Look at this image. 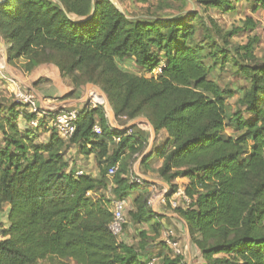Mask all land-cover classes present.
<instances>
[{"label": "trees", "instance_id": "16d2710c", "mask_svg": "<svg viewBox=\"0 0 264 264\" xmlns=\"http://www.w3.org/2000/svg\"><path fill=\"white\" fill-rule=\"evenodd\" d=\"M192 1L206 18L190 8ZM242 1L251 0H161L160 7L177 16L142 19L130 18L110 0L0 3V38L10 44V65L25 61L22 68L32 71L54 64L74 88L62 99L75 98L88 84L99 86L116 119L144 117L156 134L146 153L149 140L138 125L112 131L105 106L85 105L70 138L53 128L49 142L37 145L35 132L19 125L20 116L37 115H26L18 107L29 111L27 106L15 101L0 106L6 113L0 114V213L8 208L0 264H145L140 253L166 230L148 204L150 192L136 196L130 211L134 222L148 226L138 246L120 242L112 229L113 207L100 194L117 164L114 192L120 199L134 187L151 185L130 182L134 156H143L142 165L163 160L157 172L172 183L168 197L178 189L175 179L188 180L184 188L191 202L175 212L186 221L205 264H264V57L253 54L255 36L236 47L244 51L237 52L243 60L239 72L249 83L240 98L244 109L232 117L236 135L226 134L231 90L210 77L205 63V43L225 51L214 39L223 29L208 13L234 12ZM255 1L264 7V0ZM198 20H208L214 33L200 40ZM245 27L254 30L253 20ZM229 35H222L225 44ZM126 60L157 74L127 70L119 63ZM163 132L168 139L162 141ZM72 145H81L86 156L96 154L98 177L69 170L65 156ZM158 255L162 264L181 261Z\"/></svg>", "mask_w": 264, "mask_h": 264}, {"label": "rangeland", "instance_id": "374dc122", "mask_svg": "<svg viewBox=\"0 0 264 264\" xmlns=\"http://www.w3.org/2000/svg\"><path fill=\"white\" fill-rule=\"evenodd\" d=\"M117 6L120 8V10L124 13H126L130 18H146L149 17L151 14H160L163 16L171 17V16H177V12L174 9L171 8H161L160 7V1L161 0H114ZM174 3V2H170ZM192 10L201 11V14L206 18V14L202 12V9L200 6H196L194 2L192 1V4L190 6ZM210 14L216 22L221 26L223 29L221 37L219 35L214 36V39L218 44H221V46H224V52H220V50L212 49L208 43H205V63L208 67L211 69L210 77L218 82L226 91L231 90V94H228L227 96V114H228V120H227V127H226V134L228 135H236L238 131L236 130L235 122L233 121L232 117L233 115L238 112L239 110H243L244 107L240 104V98L242 97L244 91L248 88L249 83L246 81V79L243 77V75L239 72L240 70V64L241 61L243 62L242 58H240V53L244 54V51L242 48H236L239 46H243L249 42V40L253 39L254 36L257 38V42L255 43V47L253 48V54L259 59L263 60L264 57V7H257L256 1H242L237 9L234 12H221L217 10H210L208 13ZM248 19H252L254 23V30H249L245 27V22ZM198 26V33L199 38L201 40L202 36H206L209 33H214L215 28L212 24L206 20V24H202L201 21L198 20L197 22ZM230 33L228 36V44L224 43V40L222 38L223 34ZM232 33V34H231ZM1 39V38H0ZM241 49V50H240ZM240 52L239 54L237 52ZM213 52V53H211ZM213 54V55H212ZM22 61L17 62L16 69L23 67ZM121 66L126 68L127 70L134 71L138 74L145 75L146 77H152L156 76L157 71H148L145 69H141L139 66L134 63L132 60H126L123 62H119ZM250 63V61H248ZM14 74H17L16 71H14ZM2 81V79H1ZM89 87L87 93L89 94L88 99L86 101V105L96 106V104H102L105 106L107 115H108V121L111 119L112 123L119 125V126H127L128 124L133 123V121H129L126 117H121L119 119H116L114 111L112 109V106L110 102L107 101V96L102 91V89L99 86L88 84ZM84 91H86L84 89ZM14 101V95L9 90V82H0V106L4 107L7 104L13 103ZM19 109L23 110L26 115H31L29 111L26 109H23L21 107H18ZM1 115H5L6 113L3 111L0 113ZM245 116L250 117L251 115L248 113H245ZM39 120H45V126L50 127L51 129L54 128L53 121L50 117L44 116L39 117L37 116ZM24 119V117H22ZM32 119L28 120L29 122ZM147 119L142 117L137 120H134L138 122L139 128H142L143 126H147ZM23 121V120H22ZM25 121V120H24ZM28 125H31V122ZM2 138V137H1ZM141 156L140 157H131L129 159V173L130 179L131 175H133L135 172L138 174H143L147 176L146 174L148 171H150L152 174L149 175L150 177H154L158 175V172L154 170L153 168L155 166H158L159 163L157 160H154L153 162H150L147 165H142ZM107 165V163H105ZM119 169V164L116 165ZM144 169V171H142ZM154 172V173H153ZM115 177L116 173L114 175L109 174V170L107 172L106 178L108 180L109 186L107 190L102 191L100 194L103 196V198L108 202L109 204L111 202H116L120 199L117 197L116 193L114 192L115 188ZM148 177V176H147ZM170 184V182H168ZM172 184V183H171ZM167 187V192L171 193L172 186ZM173 184H176L173 181ZM179 187V185H177ZM182 186V185H181ZM160 187L157 186L156 189H159ZM184 188V187H183ZM150 192L149 198L152 197L154 194V190L150 191L148 188H140L134 187L131 192H128V194L133 196H139L142 194V192ZM127 194V195H128ZM127 201V209L129 208L131 201L127 198H123ZM168 209L171 211H175L174 208L167 206ZM186 208L187 206H183ZM182 208V206H181ZM0 213V238L2 237V230L6 228V210ZM126 209V211H127ZM177 209V208H176ZM128 213V212H127ZM163 240V242H162ZM162 255L165 257L167 256L171 260H177L180 259L181 261L177 264H187L185 257L183 253L181 255H177L172 248L169 247L165 243V240L162 239ZM160 242V240H159ZM161 245V244H160ZM159 256V255H158ZM157 256V257H158ZM160 257V258H159ZM159 260H161L162 256H159ZM180 257V258H179ZM163 261V258H162ZM70 264H77L75 261L70 260Z\"/></svg>", "mask_w": 264, "mask_h": 264}, {"label": "crops", "instance_id": "0c3cea01", "mask_svg": "<svg viewBox=\"0 0 264 264\" xmlns=\"http://www.w3.org/2000/svg\"><path fill=\"white\" fill-rule=\"evenodd\" d=\"M5 45L6 48L10 47V44L6 43ZM21 63H25V61H22ZM16 68L17 67H15L14 65H10L8 63V66L6 68L7 75L12 76L22 87L29 88L32 91H34L38 97L40 106L44 109L61 110L64 108H81L85 105L89 97L88 96L89 94L87 93L89 87L86 86L83 89L82 88L78 89L76 93L77 96L75 98L62 99L64 95L71 92L74 88L69 79L61 76L58 67L55 66L54 64L38 65L32 71H25L22 68V66L21 69L20 68L16 69ZM14 71H16L17 74H14ZM3 81L6 82V80H4L0 74V82L3 83ZM84 89L86 91H84ZM22 117L23 116H20L19 118V125L21 128L25 130H33V132H35L34 134L35 144L40 145L49 142L53 129L45 126V120L42 121L41 123L39 120L34 118L30 121L31 125L27 126L26 122L29 121L25 118L23 119ZM133 123L121 127L126 128L128 126L138 125V122L136 121H133ZM115 124L112 123L111 119L109 120L110 127L111 125H115ZM138 126L141 127V125ZM140 129L145 131L146 138L149 140V147L146 151V153H148L152 150L155 142V137H156L155 130L154 131L152 130L150 122L148 121H147V126L146 127L143 126ZM167 139H168V135L165 132H163L162 141ZM80 147L81 145H72L66 153L65 159L69 163V170H73L74 172H76L77 175L80 172H82V174H88L93 177H98L100 174V168L98 167L97 164L96 154L92 153L86 156L81 152ZM157 161L159 165L153 168L156 171L161 166L163 160L159 159ZM142 171H144V169H142ZM151 174L152 173L148 171V173L146 174L148 177L145 176L144 174L143 176L145 181L151 184L148 186V189L150 191L154 190L153 193L162 192L164 189H167V187L170 186L171 183L169 184L159 175L150 177L149 175ZM174 182L177 185H179V187L183 188L184 185L188 182V180L186 178L178 177L177 179L174 180ZM157 186H159L160 188L156 189ZM162 196H164L163 192H162ZM125 198L129 199L131 201V204L128 209L126 208L127 219H126V223L123 225L122 232L118 234L119 240L124 244L138 246V243L140 241V232L146 229L148 226L146 224L134 222L130 216V211L134 209L133 200L136 198V195L133 196L128 194L126 195ZM114 202L110 203L112 207L114 206L113 205ZM167 206L168 205L164 204L161 198L160 199L158 198L155 200L151 208L156 215L162 217V223L164 224L166 229L173 228L176 231V238L180 242V245L183 249V255L185 257L187 264H205L200 249L192 242L191 233L186 221L178 213L168 209ZM182 208L184 207L182 206ZM162 239L165 240V231H163L162 236L158 239V241L154 242L152 246L143 250L140 253L138 257L140 262L147 264L149 259L153 255L158 256V253L161 252L162 249V244L161 245L159 244V240L161 242ZM162 258L163 257H161V260H159L160 264H162Z\"/></svg>", "mask_w": 264, "mask_h": 264}, {"label": "built area", "instance_id": "2783aa9c", "mask_svg": "<svg viewBox=\"0 0 264 264\" xmlns=\"http://www.w3.org/2000/svg\"><path fill=\"white\" fill-rule=\"evenodd\" d=\"M7 49L8 48L0 45V74L4 80L9 82V89L11 93L14 95V101L21 105L27 106L30 113H34L39 117H44L45 115L50 117L53 121L54 129L56 130L58 135L65 139L70 138L76 130V121L81 112V109L86 104L81 108H64L61 110L42 108L38 101V97L34 91H32L29 88L22 87L12 76L7 75L6 73V68L8 66ZM36 119L39 120L38 117ZM110 128L112 131L113 130L119 131L125 129L117 124L111 125ZM126 128L129 129L130 126ZM94 130L98 134H101L102 132L99 126H95ZM117 170L118 167L113 166L109 169V174L114 175L117 172ZM78 175H82V172H80ZM144 181H145L144 176L138 173L136 174L134 173L133 175H131V179H130L131 183L143 184ZM162 192L164 196H162ZM162 192L154 193L152 197L148 199V204L150 207L154 204L155 200L158 198L159 199L161 198L164 204L174 209L179 208L181 206H188L191 202V200L186 195L184 188L178 187L176 192L171 194L169 197L168 195L170 193L167 192V189H164ZM113 205H114L113 212L115 214V221L112 225V229L116 234H119L122 232L123 225L126 223L127 202L126 200L122 199L114 202ZM165 241L167 245H169L177 255H181L183 253V249L180 245V242L176 238V231L173 228H167L165 230ZM147 264H160L159 258L157 256H153L149 259Z\"/></svg>", "mask_w": 264, "mask_h": 264}, {"label": "water", "instance_id": "95a60500", "mask_svg": "<svg viewBox=\"0 0 264 264\" xmlns=\"http://www.w3.org/2000/svg\"><path fill=\"white\" fill-rule=\"evenodd\" d=\"M6 0H0V3H3V2H5ZM119 10H120V8L117 6V4L115 3V1L114 0H110ZM76 18V17H75ZM0 45L1 46H4V47H6V45H5V43L0 39ZM107 101L108 102H110L109 100H108V98H107ZM146 121H148V120H146ZM149 122V121H148ZM133 124H135V123H133ZM151 125V124H150ZM151 128H152V130L154 131L155 129H154V127L151 125Z\"/></svg>", "mask_w": 264, "mask_h": 264}]
</instances>
